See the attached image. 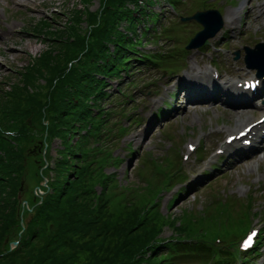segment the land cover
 I'll return each instance as SVG.
<instances>
[{
  "label": "trees",
  "instance_id": "1",
  "mask_svg": "<svg viewBox=\"0 0 264 264\" xmlns=\"http://www.w3.org/2000/svg\"><path fill=\"white\" fill-rule=\"evenodd\" d=\"M128 1L106 0L95 12L76 8L65 26L52 17L39 19L33 32L45 36L50 47L19 71L22 83L11 85V90L0 88V264L167 262L169 244L158 238L161 218L147 199L114 202L119 198L111 189L115 177L99 171L104 152L89 146L99 144L110 116L104 101L106 78H112L120 69L118 62L128 58L122 45L130 47L131 40H124L121 23L128 21L131 29L137 26ZM83 16L89 24L86 30ZM42 131L60 138L63 148L53 166L43 163L45 176L50 177L48 185H42L47 193L33 210L23 212L26 228L20 234L25 154L14 141L24 136L35 141ZM98 183L101 190L96 189ZM218 214L225 215L221 210ZM178 220L171 216L169 223L176 226ZM16 226L19 231L11 239ZM15 240L20 245L10 249Z\"/></svg>",
  "mask_w": 264,
  "mask_h": 264
},
{
  "label": "rangeland",
  "instance_id": "2",
  "mask_svg": "<svg viewBox=\"0 0 264 264\" xmlns=\"http://www.w3.org/2000/svg\"><path fill=\"white\" fill-rule=\"evenodd\" d=\"M196 1L197 0H190L188 2L190 9ZM212 1L215 0H209V2ZM219 1L220 0L215 1V4H218ZM234 1L237 3V0ZM244 1L246 2L243 5V11L240 14L241 21H243V18L246 16L248 8L252 5L256 6L258 3V0ZM132 2L133 0L128 1L129 7H134L135 4ZM145 2L146 0H139V4H142L143 6ZM221 3L225 5V9L229 8L226 6L227 2L225 0H221ZM88 4L90 8L97 9L100 5V0H91L88 1ZM82 6H84L82 0H0L1 89L11 90V85L22 83L20 80L22 75L19 74V71L23 70L35 56H39L50 47L45 36L33 32V29L40 21L39 19L52 17L53 21L59 24L66 19L67 14L70 13V11ZM155 7L157 8L158 6ZM152 8L155 9L154 6L151 7V9ZM236 10L237 8L233 7L228 11L236 12ZM142 15H144L143 12ZM255 15L256 14H254L249 20L250 28H248L245 33L249 36H260V39H264V21L263 23H260V21L256 22ZM164 21L165 20L163 19L161 23H164L165 25L166 23ZM126 25L127 21L122 22L121 28L124 29ZM238 25L239 22L237 21L236 26ZM82 26L83 29L86 30L89 27V24L86 22L82 24ZM180 26L182 27L180 28L185 31L192 29V26L195 25L188 22L184 25L181 24ZM181 29H178L179 33L177 34V38L181 45H185L195 32L187 31L185 33L182 32ZM193 29L196 30L197 27ZM142 30L143 24L140 23L138 30L139 36L140 33L143 32ZM81 32L83 33V31ZM157 33L162 35V40L159 41L158 39L157 42H154L153 39L152 41H145L146 45L144 50L145 52L155 51V54L159 53L162 55L165 53L164 50L168 51V54H166L161 60L170 63V59L168 58L169 54L174 53L170 50L172 41H170L169 38H166L165 34L161 33L160 27H158ZM126 34H128V32ZM243 42L244 39L238 43ZM209 44V48L206 47L204 49H191L186 51V53H189V61H186V69H188L186 70V73L190 71L191 74L197 75L200 71H204L206 67H210L209 60L216 56H220L221 52L219 49L223 47L225 48L223 58L219 59V62L217 61L216 64L219 65L220 71L224 73L226 77L234 75V65H241V59L232 61L230 57L236 44L230 45L228 42H224L217 45L214 43V47L212 41H209ZM227 50H229V53ZM182 61L185 60L182 59ZM190 67L192 68L189 70ZM240 70L242 71V69ZM123 75L126 76L125 74ZM139 76L140 73H134L132 74V77L129 75L128 79H123L125 81L123 83H119L121 78H118V80L117 78H114L112 81H109L106 89L111 95H109L104 101L108 105L109 109L107 112L110 114V119H108L107 124L103 127L102 133H100L99 144H89L90 147H94L95 152H104L103 155H100L104 156V158L98 160V162L103 165L108 162L106 160L110 154L111 156L120 154L123 158L121 164L111 165V163H108L106 164L107 168H98L99 171L101 170L104 172L106 170L107 173H116L118 185L114 182L117 186H113V191L118 193L119 198H115L114 202L119 200L122 196L125 199H132L133 197L136 200L141 198L145 199L148 195V189L149 191L156 189L157 183H160L163 179L165 180L168 177L166 176L167 173L169 175L174 169V171H176L177 165L174 160L178 149L183 147V140H198L202 138L206 147L211 150L212 146L218 147L222 144L224 132L233 128L242 127L245 123L251 121L253 118L252 115H254V112L248 110V108H246V111L244 112L232 108L215 107L209 110L207 105H194L189 108L187 107V110L185 111L178 110L177 113L169 115L166 119H162V116H160L158 123L154 127L153 125H147L146 127L136 125L132 127L131 118L129 122L125 120L127 112L123 114L124 116L121 115V107L125 106V110L127 111H129L131 107L134 109L133 121L142 118L144 113L146 114V112H150V108L154 107L153 102L146 96L145 88H142L143 90L139 88L140 91H136V80L139 81L142 79V77ZM154 78H151V80ZM173 80L174 79H167L165 80V84H170ZM147 83L148 79H146L144 83L141 82L143 85ZM137 84H139V82H137ZM118 86H122L121 90L124 92L130 91L134 93L136 100L127 105L129 100H126L125 102L124 94L121 93V95L118 93ZM42 90L45 91V87ZM114 91L117 93H114ZM130 101H133V98ZM104 114L105 113H103V115ZM130 115H132V113ZM121 119H124L122 120L124 123H121ZM35 122L40 129L38 121ZM126 124H130V132L128 134L120 135L119 133L122 131V125ZM220 126L223 127V131L219 133L218 127ZM208 131H211L210 134H208ZM41 135L42 136L39 139L36 138L35 141L29 142L28 139H25L27 137L24 136L23 140L19 142H16L18 140H15V143L13 142L18 149L22 148L25 154V171L23 172L22 181L24 188L21 190V200L19 203L20 212L23 211L27 213V205L30 208L35 207L40 202V200L38 201L39 197L46 195L47 191L42 185L44 183L48 184L50 177L45 176L44 170H46V167L43 166V163H48L49 166H53L55 159L59 156L58 150L63 148L60 138H49L47 133L43 131L41 132ZM77 138L75 137L74 139ZM129 143H131L136 150L133 157L129 155V150L126 149V146ZM112 147L115 149L114 154H112ZM137 153L140 154L137 155ZM169 155L171 163L166 162L167 156ZM198 162L200 163V161ZM188 165L202 171L198 164L193 163ZM96 167H99V165H96ZM177 170L180 169L178 168ZM42 174H44L43 177ZM50 174H52V172ZM177 178L178 172L175 174L174 186L179 184ZM168 183L169 180H167L165 184L162 183L160 186L161 189H164ZM147 186L149 188H146ZM177 187L178 186H176V189ZM197 188L199 189L196 191H191L189 193L184 191L180 193L181 195L174 202H171L170 199H172L173 193L176 194L178 190L173 189L172 191L165 192L168 189L167 188L160 195H157L154 200V213H156L157 217L161 215L167 217L168 214L170 216L163 221H160L163 226V231L160 236L164 238L176 237V234H174V228L170 226L171 224L169 222L171 216L177 217L180 214H182L180 220L183 218L184 222H186L188 218L202 217L203 222L200 226H203L204 229H206L208 225L213 227L219 217L216 214V210L209 202L216 195H221L223 201L231 198L232 206L237 208L238 201L233 198V196L246 198V196L251 193L250 197L255 199V202L253 200V204L256 209H262L260 216L264 218V150L259 152V155L256 157L253 156L249 160L231 165L230 167L227 166L226 169L218 171L216 174L211 175L209 179L198 185ZM96 189H102L100 183L96 185ZM111 195L112 194H110V196ZM152 195H154V192ZM24 200H27L28 204L24 203ZM115 208L116 205L110 206V210L113 212ZM191 213L194 215L184 218V216L190 215ZM27 217L28 215L26 218ZM212 218L214 221L211 220ZM118 222L121 223L124 221L122 219ZM229 223H231V219L223 221L222 229H226ZM15 228L16 229L11 235V239H14L19 231V226H16ZM23 231L22 228L20 232ZM19 245V243L17 245H11V248H17ZM173 261H182V263H199L198 259H196V261H191V259L176 258L173 259ZM263 262L264 256L259 259L258 264H262Z\"/></svg>",
  "mask_w": 264,
  "mask_h": 264
},
{
  "label": "snow or ice",
  "instance_id": "3",
  "mask_svg": "<svg viewBox=\"0 0 264 264\" xmlns=\"http://www.w3.org/2000/svg\"><path fill=\"white\" fill-rule=\"evenodd\" d=\"M255 235L253 232L251 236L248 237V239L245 241V247L249 246L252 242V237Z\"/></svg>",
  "mask_w": 264,
  "mask_h": 264
},
{
  "label": "water",
  "instance_id": "4",
  "mask_svg": "<svg viewBox=\"0 0 264 264\" xmlns=\"http://www.w3.org/2000/svg\"><path fill=\"white\" fill-rule=\"evenodd\" d=\"M12 244H13V245H17V242H13Z\"/></svg>",
  "mask_w": 264,
  "mask_h": 264
},
{
  "label": "bare ground",
  "instance_id": "5",
  "mask_svg": "<svg viewBox=\"0 0 264 264\" xmlns=\"http://www.w3.org/2000/svg\"><path fill=\"white\" fill-rule=\"evenodd\" d=\"M250 11H252V9Z\"/></svg>",
  "mask_w": 264,
  "mask_h": 264
}]
</instances>
